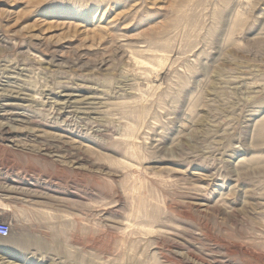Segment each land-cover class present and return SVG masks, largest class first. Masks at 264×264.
<instances>
[{"label":"rangeland","instance_id":"rangeland-1","mask_svg":"<svg viewBox=\"0 0 264 264\" xmlns=\"http://www.w3.org/2000/svg\"><path fill=\"white\" fill-rule=\"evenodd\" d=\"M0 211V264H264V0H0Z\"/></svg>","mask_w":264,"mask_h":264},{"label":"built area","instance_id":"built-area-1","mask_svg":"<svg viewBox=\"0 0 264 264\" xmlns=\"http://www.w3.org/2000/svg\"><path fill=\"white\" fill-rule=\"evenodd\" d=\"M0 212V237L6 238L10 235V223L2 217Z\"/></svg>","mask_w":264,"mask_h":264},{"label":"bare ground","instance_id":"bare-ground-1","mask_svg":"<svg viewBox=\"0 0 264 264\" xmlns=\"http://www.w3.org/2000/svg\"><path fill=\"white\" fill-rule=\"evenodd\" d=\"M5 210V209H4ZM2 213V215L4 216V211H0ZM6 213V212H5Z\"/></svg>","mask_w":264,"mask_h":264}]
</instances>
